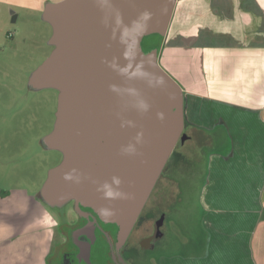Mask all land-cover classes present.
Returning <instances> with one entry per match:
<instances>
[{"label": "water", "instance_id": "obj_1", "mask_svg": "<svg viewBox=\"0 0 264 264\" xmlns=\"http://www.w3.org/2000/svg\"><path fill=\"white\" fill-rule=\"evenodd\" d=\"M176 4L61 0L43 11L54 49L30 85L59 91L45 144L64 159L39 198L50 208L75 201L78 211L93 209L117 225L118 250L184 135L183 89L160 65L159 49L143 50L146 37L167 35Z\"/></svg>", "mask_w": 264, "mask_h": 264}, {"label": "crops", "instance_id": "obj_2", "mask_svg": "<svg viewBox=\"0 0 264 264\" xmlns=\"http://www.w3.org/2000/svg\"><path fill=\"white\" fill-rule=\"evenodd\" d=\"M46 1L14 4L39 10ZM159 63L183 89L189 146L215 148L199 194L202 251L159 264H264V0H177ZM0 193V264H47L57 222L18 223L16 206L30 196Z\"/></svg>", "mask_w": 264, "mask_h": 264}, {"label": "rangeland", "instance_id": "obj_3", "mask_svg": "<svg viewBox=\"0 0 264 264\" xmlns=\"http://www.w3.org/2000/svg\"><path fill=\"white\" fill-rule=\"evenodd\" d=\"M15 1L0 0V190H25L26 196H30L17 206L16 196L12 203L16 206L18 223L49 224L48 220L53 218L59 224H70L78 216L72 202L47 208V217L34 197L39 194L51 170L64 159L62 152L45 144L46 137L55 127L59 91L53 88L36 90L30 85L32 74L53 52L54 47L50 45L53 28L43 18L46 3L34 10L16 6ZM143 45L147 48L150 42L145 38ZM183 134L178 148L168 160L158 188L160 192L172 185L171 191L176 199L174 211L162 228L163 235L153 247L146 248L140 242L143 234L135 232L124 250L118 253L122 264H159L164 255L184 257L202 251L200 244L205 241L206 233L199 194L207 168L205 154L215 148L208 147L201 153L189 146L187 132ZM12 208L7 214V222L14 220ZM144 227L150 228L151 225L148 223ZM12 228L10 226V234H13ZM67 229L64 226L62 230L67 232ZM56 250L57 257L52 264H61L67 252L59 247Z\"/></svg>", "mask_w": 264, "mask_h": 264}, {"label": "flooded vegetation", "instance_id": "obj_4", "mask_svg": "<svg viewBox=\"0 0 264 264\" xmlns=\"http://www.w3.org/2000/svg\"><path fill=\"white\" fill-rule=\"evenodd\" d=\"M143 50H147L145 45H143ZM161 177L136 221L130 236L120 250L116 247L117 225L103 222L89 207L80 206V211H78L76 202L73 201L74 211L78 215L77 219L75 222H70V224L68 222L62 224L57 222L54 236L55 248L49 256L47 264H52L53 259H56V249L58 247L67 252L65 260L61 264H122L118 259V253L124 250L129 238L138 231L143 234L140 242L144 245L148 244V248L153 247L154 243L163 235L162 228L173 213L176 200L173 191H171L172 185L159 192ZM148 223L151 227H144ZM64 226H67V232L62 230Z\"/></svg>", "mask_w": 264, "mask_h": 264}, {"label": "trees", "instance_id": "obj_5", "mask_svg": "<svg viewBox=\"0 0 264 264\" xmlns=\"http://www.w3.org/2000/svg\"><path fill=\"white\" fill-rule=\"evenodd\" d=\"M146 40H147V42H150V46L147 47L146 51H149L150 49H153V48H157L160 50L161 46H162V42L164 40V37H161L160 35L155 34V35H151L149 37H146ZM178 146H177V148H178ZM176 149L174 150V152L176 151Z\"/></svg>", "mask_w": 264, "mask_h": 264}]
</instances>
